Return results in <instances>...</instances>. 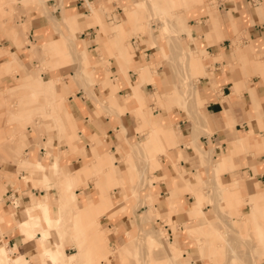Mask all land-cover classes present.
Returning <instances> with one entry per match:
<instances>
[{
	"label": "crops",
	"instance_id": "1",
	"mask_svg": "<svg viewBox=\"0 0 264 264\" xmlns=\"http://www.w3.org/2000/svg\"><path fill=\"white\" fill-rule=\"evenodd\" d=\"M12 1L13 13L9 14L6 3L0 7V62L4 65L0 104L18 80L17 93L38 91L47 98L56 96L54 111L64 110L62 130L73 138L74 145L64 141L58 145L53 135L55 143L47 148L31 136L28 150L24 151L28 145H19L14 152H0V258L5 252L8 264H95L92 261L106 253L107 246L101 241L109 236L112 241L107 245H118L115 253L124 257L125 239L120 242L117 237L123 234L125 238L122 231L133 233L136 225L139 241L150 258L137 264H153L155 248L162 249L166 239L170 245L167 251L178 257L176 264H214V257L207 253L204 260L199 257L197 250L207 249L192 242L190 231L216 228L209 218L226 205L246 212L252 223L244 222L243 228L230 224L229 235L214 233L210 255L217 257V264H233L228 243L237 255L242 249H253L256 259L264 254V244L251 245L244 240L245 234L264 228V0H223L217 7L206 8L204 2L199 5L202 0H182L187 10H178L174 21L164 25L168 40L173 42L169 47L163 37L164 49L149 45L150 40L162 39L160 23L153 14H166L176 0ZM113 7L122 9L121 20L106 19ZM204 12L208 14L205 17ZM150 17L155 23L149 22ZM196 17L202 18L198 21ZM237 31L242 32L240 43L233 42ZM144 33L148 35L134 37ZM130 35L132 39H126ZM193 35L201 39L188 47L185 39ZM185 46L190 55L196 53L194 58L186 55V71L171 64L172 72L165 77L157 70L151 75L152 67L168 63L166 54L171 53L179 63ZM63 54L70 55L72 64L45 72L48 78L38 87L41 61L53 55L54 63H60L58 57ZM35 58L40 63L31 67ZM208 61L211 68L202 75ZM178 73L183 81L189 80L182 82ZM11 74L15 82L9 80ZM151 102L165 108L151 111ZM22 119L29 121L28 117ZM150 128L151 146L142 148L140 138L148 137L142 131ZM22 137L19 135L21 142H29ZM129 147L148 161L152 159L150 168L158 165L156 180L145 185L148 193L130 191L133 181L127 170L134 168L135 162L124 155ZM22 151L21 159L13 161L15 152ZM56 155L61 156L59 165ZM60 167L69 172L63 175L66 187L83 182L96 170L105 175H95L98 182L90 185L89 192L85 187L76 188L75 203L69 195L60 203L55 177ZM113 188L120 194L123 191L130 206L111 192ZM249 198L250 205L246 202ZM243 199L244 205L238 207V200ZM222 200H226L225 206L216 204ZM204 201L208 203L202 207ZM152 202L154 207L149 205ZM83 206L86 211L75 210ZM92 209L113 214L112 220L101 225L105 233L94 235L97 232L93 230L88 232L92 238H75L73 231L79 225L77 221L72 225L74 211L78 218ZM155 212L159 216L155 217ZM65 215L68 226L60 229L55 223ZM218 216L227 217L222 212ZM152 219H160L158 228L151 226ZM222 239L227 251L215 245L214 240ZM72 245L74 250L68 251ZM181 257L189 259L181 261ZM256 264H264V260Z\"/></svg>",
	"mask_w": 264,
	"mask_h": 264
},
{
	"label": "rangeland",
	"instance_id": "2",
	"mask_svg": "<svg viewBox=\"0 0 264 264\" xmlns=\"http://www.w3.org/2000/svg\"><path fill=\"white\" fill-rule=\"evenodd\" d=\"M7 1L8 0H4L3 2L0 1V7L3 6V3H6L9 7L8 12H9V14H11V13H13V10H14V8L12 6L13 1L11 0V2H10L11 4L8 3ZM221 1H223V0H205V1L202 0V1H200L199 5L204 2L203 4H204L205 8L207 6L208 7H213V6L217 7ZM175 3L176 4L174 7L170 6L171 8L170 7L168 8V12L166 14L164 12L161 13V11H160L161 9L157 10V12L160 11V15L159 14H156V15L153 14V17L155 18V20L159 21V23H160L161 38L162 39L157 40V42L150 40V42H149L150 46H153L154 44H158L162 49H164L163 47L164 46L166 47V44H168L170 47V45L173 43L171 40H168V39H170V37L168 35H166L164 25L169 26L168 23L169 22L171 23V21H174L173 17L178 10H184V11L187 10L186 6L182 0H176ZM118 9H119V11H118ZM152 13H153V11L151 12V14ZM204 15H208V14L206 12H204V13H202V16L205 17ZM123 16H124L123 11L119 7H113L110 10H108L106 13V19L108 18L107 20H110V19L121 20V18ZM153 17H150V20H149L150 23H155V20L153 19ZM200 18H202V17H199V18L196 17V19L198 21ZM17 20H19V19H17ZM189 22L191 23L192 21L189 20ZM153 32L155 34L159 33L158 30H154ZM181 32L182 31H180L179 34ZM119 33H122V31H120ZM146 35H148V34L144 33V34H141L139 36H134V37L137 39L141 36H146ZM241 35H242V32L237 31L236 32V38L234 39L233 42L234 43H240V40L242 39V38H240ZM132 36L133 35L127 36L126 39H130ZM163 37L166 40V44L163 40ZM198 39H201V36L196 38L193 35V38H188V39L186 38L185 39L186 45L188 47H191V46H193V44L196 41L197 42L199 41ZM21 43H22V41H21ZM195 54L196 53H194L193 55H195ZM186 55L189 57L191 56L192 58L195 57L192 55V53L190 55L188 48H186V46L182 50V57L179 60V63L175 62L176 60L171 57V53L164 55V57L168 63L162 64L160 66L155 65L154 67H152L151 75L153 76L157 70V72L162 77H165L167 75V72H170V73L172 72L171 66H173L178 71H180V70L186 71L188 66H189L187 61H186ZM47 57L48 58L43 62L41 61V63H40V59L35 58L31 64V67H35V65L39 64V63L41 64L40 70L42 72V75H38V78L36 79V83L40 84V85L43 83L44 80H46L48 78V74L45 73L48 70L63 66L65 64H72V61H71L72 59H71L69 54H65V55L63 54L60 57H58V60L61 61L60 63L59 62L54 63V61L57 59L53 55H49ZM61 58H63V60H64L63 62H62V60H60ZM216 59H214V60H216ZM210 65H211L210 61H208L205 64V72L206 73H204L202 75L208 74V70H210V68H211ZM3 66L0 62V73H1L2 69H4ZM125 68H126V70L130 69L128 66H126ZM7 69H12V67L10 68V66H8ZM12 75L13 74L9 75V80L11 82H15V77ZM196 75H199V74L197 73V74H193L190 76L193 77ZM84 76H86V74H84ZM177 76L181 78L182 82L189 80V77L186 76L187 78H185V80L183 81L182 75L180 73H178ZM199 77H198V79H199ZM58 81H60V79ZM198 81L199 80L195 81V84L197 87H198ZM18 83L20 84L21 80H18L14 84V86L9 90L8 94H6L5 100H3V102L0 104V116H2V118H0V119H3L2 123H0V132H4V136H3V134L0 136L1 137L0 138V141H1L0 142V152L2 153L3 151H6V150L14 152L19 145H23V146L28 145L27 148L24 149V151L28 150V147H29L30 143L32 142L31 136H34V139H33L34 142H37L39 145L42 144V145L46 146L47 148H48V146L50 147L53 145V143H55L53 135L57 136V138L55 139L56 144L59 145V144L63 143V141H64L67 143L68 146H73L74 145L73 138L67 137L68 133H66V131L62 130V124H63L62 119H64V116H63L64 110H59L61 113L60 112L57 113L56 111H54L55 110L54 109V102L56 100V96H55V98H52V99L47 98V97L43 96L41 92H38V91L35 92L34 94L28 93V92L27 93H22V92L17 93L16 91L19 89V86H16V84L19 85ZM151 90L153 91L154 89H151ZM187 91H185V92H187ZM138 106L143 107L140 105H138ZM150 106H151V111L154 109L159 110L163 107L165 108V106L157 105L154 102H151ZM174 106H177L178 108H180L178 105H173V107ZM9 114H11V116H9ZM3 115H5V116H3ZM6 116H9V117H6ZM22 117H28L29 121H24L22 119ZM7 129L8 130H15V132L13 131V132L8 133ZM142 133H144V136L146 135L148 137L147 138H142V137L140 138L141 141L139 143L142 145L141 147L142 148L150 147L151 144L149 142V139L152 138V135H151L152 129L150 128V129H148V131L147 130L142 131ZM19 135L23 136L22 138H26V139L28 138L29 142H26V143L21 142ZM24 151H22L21 153L15 152V156L14 155L12 156L13 157L12 160L17 162L19 159H21ZM136 152L137 151L134 148L129 147L126 149V151L124 153V155H126V156L128 155V157L132 161L135 162V164L133 163L134 168H128V170H127L128 175L130 176L131 180L133 181L131 183V190L130 191L132 194H135V195H137L138 192H140V190L144 191V193H148L147 192L148 190H147V188H145V185L148 182H152V179L156 180V177L154 176L155 175L154 170L158 167V165L155 164L154 166H156V167L150 168L149 166L151 164H153V160L149 159V161H148L143 156L142 153L140 154L139 152H137V154H136ZM3 154L5 155V153H3ZM162 155H164V157L165 156L167 157L166 154H159V157H161ZM56 156L58 158V161H59L58 165H59L60 164L59 159H61V156L60 155H56ZM2 158L0 157V161L2 160ZM18 168H20V167H18ZM111 168L114 169L115 166L112 165ZM28 169L32 170L31 172L34 171L33 168L28 167ZM68 173L69 172L63 171L60 167V170L58 171V173L55 174V177L58 181L57 186H58L59 192H60V194H59L60 203L63 201H66V198H68V195L73 198V202L75 203V201H76V193H75L76 188H79V190H81L82 188L85 187V191L87 190L89 192L91 190L90 185L94 182H98L95 179V175L99 174L100 177H103L105 175L104 172L96 170L91 175H89L83 182H80L78 184H71L68 187H66V185L63 182V175L68 174ZM206 189L210 190L208 185L206 186ZM2 191H3V189H2ZM111 192L114 193L116 196L120 195L119 198L122 199V202L126 206H130L131 203L125 201L126 195L123 194V191L120 194L118 188H113V189H111ZM229 197H232V195ZM244 200H246V199L238 200V202H239L238 207L242 206V204L244 205V203H245ZM246 202L248 205L252 204V200H250V198ZM153 203L154 202L150 203L149 205L154 207ZM206 203H208V202L204 201L201 206L203 207ZM225 203H226V200H222L220 203L218 202L216 204L217 205L223 204L225 206ZM146 204L147 203H143V205H146ZM135 206L133 208H135ZM130 208H132V207H130ZM249 208H250V206H249ZM79 209L80 210L82 209L83 211L87 210L84 208V206H83V208H75V210L77 212H79L78 211ZM238 209L239 208H237V207H233V206L228 207L226 205L225 208L221 211L223 214L227 215L226 218H223V217L220 218L218 216V215H220L221 212L215 213L213 217L209 218V220H213V223H215V225L217 226L216 228L206 226L201 230L198 228L196 230L190 231V237L192 239V242H194V244H196L198 247H205V249H207V250H203L204 249L203 248V249L197 250L199 257L202 260H204V256H206L205 254L207 253L208 256L214 257L213 263L217 264V257L214 255H210V252H209V248L212 246L210 241H211V239H213L212 236L214 233L222 232L223 235H229L231 232L230 231L231 230L230 224L234 225V226H236V224H237V226L239 228H243L244 222L247 223L250 220V223H252L251 219L246 216V214H245L246 212H242L240 209L239 210ZM76 211H74V214L72 216V225H73V222H76V221H77V224L79 225L77 231H73L75 238H81L82 235H85L86 237L89 236L88 238H92L93 235L90 236L88 232H90V231L92 232L93 230H95L97 232L94 235L99 234L100 232H104L101 228V225L104 226L103 223L105 221H107L108 218L110 220H112V218H113V214L107 210L92 209L91 211H89L87 213V215L84 213L82 217H78V218L76 217V213H77ZM136 215L138 216V219H139V212H137ZM157 216H159V213L155 212V217H157ZM60 218H61L60 223L59 224L55 223V226H60V229H64L66 226H68V223H69L68 219L69 218L67 215L62 216ZM115 218H117V217H115ZM237 218L238 219L240 218V222L237 220ZM159 220L160 219H157V220L152 219L151 220L150 223L154 229L159 227V224H160V222H158ZM225 224H229V227H228V225H225ZM173 225L174 224H170L171 227ZM130 226H128V228ZM132 229H133L132 230L133 233H131V234H128L127 231H122L125 234V238H124L123 234H121V236L117 237V239L120 242H123V240L125 239V241L123 242V244L126 243V246L124 245L125 247L123 248L124 254H125L124 257L122 255L118 256L115 253V250H116L118 245H115V247H113V248H110L107 245L108 240L112 241L110 236H109V238L103 237L101 243L105 242V244L107 246L106 253L104 255L100 254V256L97 257L98 261H95V260L92 261V259L95 256V254H94L91 257L92 263L99 264L100 261H103V262H106L107 264H110V263L111 264L112 263L113 264H137L138 262L147 261L148 259H150L146 253L147 247L139 241L136 225L133 226ZM256 229L257 230L254 229V231H251L249 233V235L245 234L244 240L246 242H250L251 245H253L255 243L257 245H263L264 244V228H262V229L256 228ZM167 235H169V234L167 233ZM223 235L221 234V238H223L222 237ZM162 237H164V235ZM165 241H166V244H168V240L166 239ZM214 241H215V245H218L219 249H221L222 251H224V250L227 251L226 248H224L225 244L223 242V239H222V241H220V240H218V241L214 240ZM225 242H226V240H225ZM166 244L162 243V249H160L158 247L155 248L156 251L152 256V258L154 259L152 261L153 264H176L178 262V259H177L178 257L176 256L174 251H172V252L167 251V250H169L170 245L169 244L166 245ZM72 246H73V248L70 246V250H68V251L74 250V245H72ZM262 249H263V246L259 247L258 251L261 252ZM183 253L185 254V252H183ZM254 253H255V251L253 249H242V250L238 251L239 255H237V253H236V255H234L231 252H230V255H231L232 259H234L233 264H256V262H258L260 260H262V261L264 260V254L260 255V257H258L256 259ZM5 255H6V253L4 252V254L2 255L3 259L0 258L1 264H3L2 262H6L7 264L9 263L7 261V258ZM10 255H12V254H10ZM221 255H222V253H221ZM248 255H250L251 257H249ZM236 256H239L240 258H243L246 260H242ZM188 259H189V257H186V258L181 257L179 260L187 261ZM193 260L195 261V258Z\"/></svg>",
	"mask_w": 264,
	"mask_h": 264
},
{
	"label": "bare ground",
	"instance_id": "3",
	"mask_svg": "<svg viewBox=\"0 0 264 264\" xmlns=\"http://www.w3.org/2000/svg\"><path fill=\"white\" fill-rule=\"evenodd\" d=\"M191 1H194V0H191ZM38 87H42V84L40 85H38ZM34 90H36V88H34ZM205 222H209L207 219L205 220ZM226 246H227V248H228V250L232 253V254H234V255H236V251L231 247V244L230 243H228V244H226ZM251 255V254H250ZM249 255V256H250ZM236 257H238V258H240L239 256H236ZM251 257V256H250ZM253 257V256H252ZM237 258V259H238ZM240 259H242V258H240ZM243 260V259H242ZM241 262V261H240Z\"/></svg>",
	"mask_w": 264,
	"mask_h": 264
}]
</instances>
